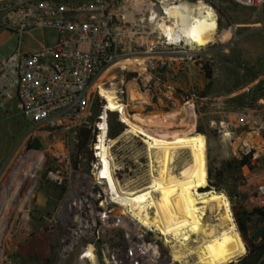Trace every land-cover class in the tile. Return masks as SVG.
Instances as JSON below:
<instances>
[{"label": "built area", "instance_id": "2783aa9c", "mask_svg": "<svg viewBox=\"0 0 264 264\" xmlns=\"http://www.w3.org/2000/svg\"><path fill=\"white\" fill-rule=\"evenodd\" d=\"M220 1L0 0L2 30L20 38L36 31L52 35L33 51L18 48L9 57L0 54V108L15 99L33 136L53 140L51 163L45 162L47 178L65 188L37 233L48 241L50 264H67L74 254L84 264H187L186 259L173 260L170 237L127 212L111 191L109 177L119 190L125 187L120 178L124 167L118 160L121 148L111 137L110 118L115 116L124 126L119 138L130 135L146 143L126 134L122 111H108L100 91L113 92L129 116L138 113L133 104L143 99L144 114L153 113L145 112L151 106L158 110L156 102H166V112L191 105L196 110V104L207 99L194 86L196 69L204 71L196 54L212 44L197 46L184 36L169 40L159 32V23L179 20L176 12L182 4L204 2L214 7ZM234 1L264 8V0ZM131 86L145 97L129 102ZM225 124H249V117L236 114L221 122ZM84 128L92 132L90 153L74 157L78 133ZM251 151L249 145L242 149L244 155ZM242 171L248 180L245 203L252 210L264 209V176L254 174L250 165Z\"/></svg>", "mask_w": 264, "mask_h": 264}, {"label": "rangeland", "instance_id": "374dc122", "mask_svg": "<svg viewBox=\"0 0 264 264\" xmlns=\"http://www.w3.org/2000/svg\"><path fill=\"white\" fill-rule=\"evenodd\" d=\"M213 8L219 23L217 42L196 54L198 62L207 64L213 72V80L209 82L205 72L196 69L194 86L202 98H207L196 104L197 132L207 137L208 171L212 170V180L218 182L221 193L230 199L237 230L247 247V253L233 264H264V218L253 215V210L245 203L248 180L244 177L242 169H226L222 182L218 181L216 174L227 162L244 155L242 149L247 146L249 134L254 133L255 141L251 147L254 152L252 172L258 177L264 176V8L245 7L234 0H222ZM18 40V36L12 37L8 32L0 35V54L9 57L16 51ZM136 93L141 98L145 97ZM11 96L15 97L14 91H11ZM142 103L144 104V99L133 105L142 109ZM156 104L158 110L151 106L145 112L181 111L176 107L166 112V102ZM16 106L14 99L4 109L0 108V200L5 188L10 185L12 171L20 160L34 154L33 159H27L24 163L27 168L35 162L34 160L37 161L40 155L46 157L47 154L46 163H51L48 160L53 140H39L34 137L32 126ZM161 107L163 110H160ZM236 114H247L249 124L221 126L223 120L228 121L229 117H235ZM113 128H117L115 123ZM119 135L114 139L119 140L118 146L121 148L118 160L124 167L120 175L122 186L133 190L144 188L151 179L147 146L130 135L120 138ZM75 152L76 150L74 157ZM187 158L188 154L178 160L179 168ZM47 166L43 164L38 175L21 194L20 199H24L26 189L33 187L23 211H18L16 204L17 210L8 217L6 230L0 232V264H50L52 261L53 255L49 252L48 241L38 237L37 233L61 201L65 188L48 180ZM61 167L65 173V164H61ZM213 190L216 191L215 188ZM13 191L14 187L8 189L6 200L11 198ZM4 207L0 208V226ZM239 220L245 222L243 233L239 228ZM254 248L259 249L254 253ZM195 260V255L186 259L187 264H192ZM67 264L84 263L80 261L78 254H74Z\"/></svg>", "mask_w": 264, "mask_h": 264}, {"label": "bare ground", "instance_id": "6f19581e", "mask_svg": "<svg viewBox=\"0 0 264 264\" xmlns=\"http://www.w3.org/2000/svg\"><path fill=\"white\" fill-rule=\"evenodd\" d=\"M176 13L179 20L159 23V32L169 40L184 36L197 46L217 42L219 23L213 7L204 2L194 6L182 4ZM127 63L132 65L134 62ZM132 87L130 101L141 100ZM100 93L107 100L108 111H122V119L128 126L126 134L143 138L150 158L151 179L144 188L119 190L109 177L111 191L125 210L143 224L156 227L164 236L170 237L175 262L182 263L195 255L192 264H231L245 255L247 247L237 230L228 196L213 189L201 191L209 186V142L203 133L197 132L198 116L194 106L170 113L149 114H144L141 107H134L138 113L129 116L124 106L115 101L113 92L101 88ZM255 135L249 134L247 145L250 147L254 145ZM186 154L187 161L179 168L178 160ZM33 156L20 160L12 171L10 185L1 195L0 208L5 206L1 233L8 226V217L17 210L16 204L18 211H23L33 187L26 189L24 199H20L21 194L46 162L45 155H40L37 161L24 167L27 159H33ZM108 166L106 163L107 173ZM11 187L14 191L6 200V192ZM1 238L0 235V243Z\"/></svg>", "mask_w": 264, "mask_h": 264}, {"label": "trees", "instance_id": "16d2710c", "mask_svg": "<svg viewBox=\"0 0 264 264\" xmlns=\"http://www.w3.org/2000/svg\"><path fill=\"white\" fill-rule=\"evenodd\" d=\"M205 74H206V78L209 82H211L213 80V72L212 70L206 65H204L203 68ZM116 124L117 128H113V124ZM124 131V126L117 121V118L115 116L110 118V133H111V137L115 138L117 137L119 134H121ZM92 139V132L91 130L84 128L81 129L78 133L77 136V145H76V152H75V156H79L80 154H84V153H90V148H89V143L90 140ZM253 150L246 154L243 155L241 158H234L231 161L227 162L221 169H219L217 171V179L219 182H222L223 178H224V172L226 171V169H242V167L246 166V165H250L252 166V160H253ZM212 175L213 172L210 169L209 170V186L202 190V191H208V190H212L213 188L216 189V191L218 193L222 192V189L220 188L218 182H214L212 180ZM251 215V214H249ZM253 215H258L262 218H264V209H254L253 210ZM239 228L241 230V232L243 233V231L245 230V222H242V220H239ZM259 249V248H258ZM257 248H254V253L258 250ZM252 250L250 249L249 252H251Z\"/></svg>", "mask_w": 264, "mask_h": 264}, {"label": "crops", "instance_id": "0c3cea01", "mask_svg": "<svg viewBox=\"0 0 264 264\" xmlns=\"http://www.w3.org/2000/svg\"><path fill=\"white\" fill-rule=\"evenodd\" d=\"M3 33H7V32L0 28V35H2ZM11 36L14 37V36H18V35L11 34ZM51 36L52 35L46 31H36L30 35H25L22 38H20L18 36L19 40H18L17 49L20 48L21 50L26 51V52L33 51V50L39 48L40 46L48 43L50 41ZM9 102H11V101H9ZM16 108H17V106H16Z\"/></svg>", "mask_w": 264, "mask_h": 264}, {"label": "water", "instance_id": "95a60500", "mask_svg": "<svg viewBox=\"0 0 264 264\" xmlns=\"http://www.w3.org/2000/svg\"><path fill=\"white\" fill-rule=\"evenodd\" d=\"M46 158H48V155L47 154H46ZM231 264H233V262Z\"/></svg>", "mask_w": 264, "mask_h": 264}]
</instances>
